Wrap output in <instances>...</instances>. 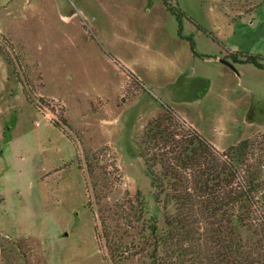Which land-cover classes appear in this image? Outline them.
<instances>
[{
  "label": "rangeland",
  "instance_id": "rangeland-1",
  "mask_svg": "<svg viewBox=\"0 0 264 264\" xmlns=\"http://www.w3.org/2000/svg\"><path fill=\"white\" fill-rule=\"evenodd\" d=\"M167 1L203 57L162 0H0V264H147L138 229L174 213L138 148L161 103L264 179V70L231 58L264 62V0Z\"/></svg>",
  "mask_w": 264,
  "mask_h": 264
},
{
  "label": "trees",
  "instance_id": "trees-1",
  "mask_svg": "<svg viewBox=\"0 0 264 264\" xmlns=\"http://www.w3.org/2000/svg\"><path fill=\"white\" fill-rule=\"evenodd\" d=\"M162 3L177 22L178 37L203 57L182 35L184 13ZM231 58L264 70L261 56ZM160 106L163 113L144 127L138 148L156 203L164 211L173 206L174 213L162 234L154 224L138 229L151 239L147 264H264V179L260 162L249 163L252 149L242 143L219 152L170 106ZM143 205L138 200L136 222L144 217ZM242 229L256 239L244 241Z\"/></svg>",
  "mask_w": 264,
  "mask_h": 264
},
{
  "label": "water",
  "instance_id": "water-1",
  "mask_svg": "<svg viewBox=\"0 0 264 264\" xmlns=\"http://www.w3.org/2000/svg\"><path fill=\"white\" fill-rule=\"evenodd\" d=\"M221 62H222L224 65L228 66L229 68H231L232 70H234V71H235V69H234L233 65H232V64H230L229 62H227V61H224V60H221Z\"/></svg>",
  "mask_w": 264,
  "mask_h": 264
}]
</instances>
